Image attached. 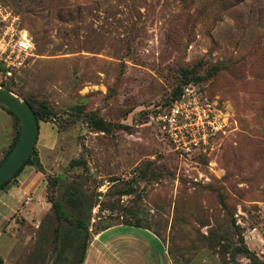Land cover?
Returning a JSON list of instances; mask_svg holds the SVG:
<instances>
[{
	"label": "rangeland",
	"instance_id": "1",
	"mask_svg": "<svg viewBox=\"0 0 264 264\" xmlns=\"http://www.w3.org/2000/svg\"><path fill=\"white\" fill-rule=\"evenodd\" d=\"M0 3L35 42L8 87L50 113L43 208L5 219L6 264H77L97 227L125 220L157 231L171 264H264V0ZM189 83L222 126L185 153L151 114Z\"/></svg>",
	"mask_w": 264,
	"mask_h": 264
},
{
	"label": "crops",
	"instance_id": "2",
	"mask_svg": "<svg viewBox=\"0 0 264 264\" xmlns=\"http://www.w3.org/2000/svg\"><path fill=\"white\" fill-rule=\"evenodd\" d=\"M0 113L8 117V123L0 128L2 139L0 159H3L13 144L17 131L15 117L2 106ZM40 135L41 127L36 144ZM39 160L40 167L35 164L25 165L18 175L0 190V243L12 240L9 231L15 222L4 223L9 214L16 213L28 218L30 211L34 213L42 211L41 203L45 197L47 179L43 171L45 165L41 158ZM4 229L7 232L3 231ZM3 234L8 241L2 239ZM12 251L13 249L10 250L9 255ZM0 256L6 264L9 256L3 254L2 248H0ZM82 264H171V257L164 241L151 229L116 223L93 234L88 242Z\"/></svg>",
	"mask_w": 264,
	"mask_h": 264
},
{
	"label": "built area",
	"instance_id": "3",
	"mask_svg": "<svg viewBox=\"0 0 264 264\" xmlns=\"http://www.w3.org/2000/svg\"><path fill=\"white\" fill-rule=\"evenodd\" d=\"M35 42L19 14L0 3V86L10 83L34 55ZM152 121L181 152L206 144L221 122L203 91L194 83L183 87L171 105L151 114Z\"/></svg>",
	"mask_w": 264,
	"mask_h": 264
},
{
	"label": "water",
	"instance_id": "4",
	"mask_svg": "<svg viewBox=\"0 0 264 264\" xmlns=\"http://www.w3.org/2000/svg\"><path fill=\"white\" fill-rule=\"evenodd\" d=\"M0 103L12 110L20 120V135L9 154L0 163V185L12 177L33 153L39 124L32 106L14 91L0 86Z\"/></svg>",
	"mask_w": 264,
	"mask_h": 264
},
{
	"label": "trees",
	"instance_id": "5",
	"mask_svg": "<svg viewBox=\"0 0 264 264\" xmlns=\"http://www.w3.org/2000/svg\"><path fill=\"white\" fill-rule=\"evenodd\" d=\"M14 81V79L10 82V83H8V84H5L4 86L6 87V88H8V89H10L9 87H8V85L9 84H11L12 82ZM10 90H12V89H10ZM13 91V90H12ZM179 92H178V94H177V97H179L180 95H181V93H182V91H183V88H180L179 90H178ZM25 101H27L31 106H32V108L34 109V111H35V114H36V117H37V120H38V124H39V121L40 120H42V118L43 119H48L47 118V116H49L50 115V113H48V111L45 109V107L43 108V107H41V105H39V107L38 108H36V107H34L33 106V104L31 103V102H29V100H27V99H25ZM172 103V102H171ZM171 103H166V104H162V105H157V106H155V109H154V111H158V110H162V109H166V108H168L170 105H171ZM0 106H2L3 108H5L9 113H11L14 117H15V119L17 120V121H19L20 122V120H19V118L17 117V115L12 111V110H10L9 108H7L6 106H4L3 104H1L0 103ZM39 128H40V126H39ZM20 131H21V124H20V126H19V130H18V132H17V136H16V138H15V140H14V142H13V144L11 145V147L9 148V150L7 151V153L5 154V157L9 154V152L12 150V148L14 147V145H15V143H16V141H17V139H18V137H19V135H20ZM4 157V158H5ZM3 158V159H4ZM3 159L0 161V163L3 161ZM27 164H35V165H37L38 167H40L41 166V163H40V160H39V155H38V151H37V149H36V147H35V149H34V151H33V153L31 154V156L26 160V162L17 170V172L12 176V177H10L7 181H5L3 184H1L0 185V190L1 189H3V188H5L17 175H18V173L24 168V166L25 165H27ZM116 223H123V224H128V225H136V226H140V227H146V228H149V229H151L152 231H154L162 240H163V238L161 237V235L157 232V231H155V230H153L152 228H150V227H148V226H144V225H141V224H139L138 222H132V221H130V220H125V221H121V222H116ZM116 223H109V224H106V225H103V226H99V227H97L96 228V231H95V233H98V232H100L101 230H104V229H106V228H108V227H110V226H112L113 224H116ZM87 229L88 227H86V224H85V222H84V220L82 219V218H77V227L74 229V236H79V235H81L82 234V229ZM87 245H88V240L86 241H84V243H83V256L79 259V261H78V263L77 264H82L83 263V261H84V255H85V252H86V248H87ZM0 264H4V260H3V258L0 256Z\"/></svg>",
	"mask_w": 264,
	"mask_h": 264
}]
</instances>
